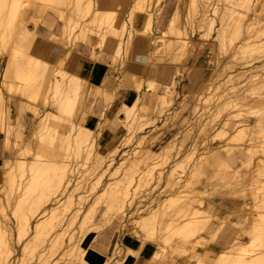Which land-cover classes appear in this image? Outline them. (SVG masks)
<instances>
[{"label":"bare ground","instance_id":"obj_1","mask_svg":"<svg viewBox=\"0 0 264 264\" xmlns=\"http://www.w3.org/2000/svg\"><path fill=\"white\" fill-rule=\"evenodd\" d=\"M47 1H51L50 4ZM52 1L57 4L62 3V0H0V58L5 61L1 79L2 87L0 86L1 125L5 122L2 118L5 92L13 93L18 83L16 79L24 80L25 87L30 94L35 93L38 100L43 96L41 101L43 106L51 104L67 115L74 111L78 112L79 104L83 103L91 92L88 79H82L74 72L63 69L60 65L62 62L56 65L33 53L28 54V50H31L34 45V31L40 19L34 22L35 25L32 28L26 24L24 16L31 9L39 13L46 6L49 7ZM71 1L69 0V3H73ZM81 1H76L75 12L72 7L68 9L72 8L75 14L78 12L79 15L76 17L69 12H67L69 15H65V11L59 13L62 19L66 20L62 23V28L67 35L58 39L66 45L64 38L68 40L71 32H75L74 29L78 27V35H75L85 38L91 48L92 58H98L96 50L98 45L100 51L111 55L112 67L117 60L122 59L125 62L130 45L139 41L142 43L143 51L148 55L144 62L145 71L160 73L162 64L155 65V59L162 62L172 57H182L185 50L179 48L184 46V42L193 41L183 36L187 35V31L180 28L183 22L181 19L180 22L177 19V23L176 21L172 22L173 24L170 23L172 24L171 28L169 27L170 32L175 37L168 35V39L161 37V42L152 41L149 31L152 30L154 21L159 19V9L167 0H87L86 3L83 2L85 11L79 8ZM187 1L185 21L190 20L193 23V19L197 18L198 27L203 29L200 30V35L208 38L213 33L212 37L217 40V43L219 42L220 47L226 48V51L227 47H230L234 59L247 56L255 58L257 53H264V0H226L238 4L241 10H235L234 7L231 9L225 7L221 10L218 6L219 0ZM66 4L64 5L67 8ZM179 4L183 5V0H180ZM27 5H31L32 8ZM179 8L176 15H179ZM250 10L252 13L248 14ZM84 12H90L91 16L89 20L87 18L81 21L86 15ZM75 19L76 22H74ZM72 20L75 24L70 23ZM137 20L142 22L139 27L133 24ZM96 22L97 25H95ZM185 26L187 27L186 22ZM241 36H243L242 39H240ZM254 64L241 67L242 69L235 73H227V82L232 84L229 89L233 92L230 97L223 100L224 105L230 106V109L235 107L233 112L236 111V117L233 115L236 119L244 112L248 115L252 113L254 119L244 118L241 121L239 119L238 123L225 120L211 140L216 135L219 137L228 135L227 142L223 145L205 147L199 153L195 149L194 140L198 133L205 130L207 126L205 120H194L193 126L197 130L195 135L189 138L190 142L187 146L179 144L176 146L175 139L170 137V140H167L159 150H154L147 145L148 136L145 132L136 137L134 147L119 151V145L116 143L108 149L97 148V142L88 141V132L81 127L75 135L57 131L58 129L54 126L52 128L48 120L42 121L43 107H39L40 103L36 104L38 126L31 136L25 137L27 142L24 150L26 151L21 152L22 155L28 151L30 153L33 148L32 141H35L34 157L27 160L26 157L14 159L8 156L3 162L2 173L5 174V178L4 183L0 185V264H73L76 258L82 260L83 264H91L89 257L85 254L86 249L80 243L89 231H100L103 228L109 230L111 225H116L118 222L127 225L135 237V241L132 240L137 247H127L126 250L138 255L141 250L151 251L152 257L148 262L152 264H264V70L259 69V67L264 69V63ZM132 77L136 78L133 75ZM242 77L246 79L245 83H243L244 80L241 81ZM137 78L132 80L136 90L135 102L123 103L118 109L110 112L111 114L118 111L120 113L122 110L125 113L124 117H121L123 129L120 137L125 135L127 140L134 138L132 134L134 123L141 121L140 117H144L142 115L149 108L145 99L150 84L144 85L140 77ZM42 81L46 86H43ZM241 82L243 85H237ZM154 87L157 88V86ZM51 88L53 92L49 97L47 95ZM215 88L213 87L214 90ZM169 89L168 93H172L173 87L169 86ZM202 89L203 91L206 89L205 85ZM70 90H73V94H70ZM27 97L29 98L28 94ZM159 97L158 102L162 106H166L171 101V97L165 94ZM212 101L211 99L210 102ZM194 102L196 104L197 101L194 100ZM208 103L203 105L207 106ZM193 112L195 113V109ZM103 114L101 109L99 122H102ZM53 115L61 117L57 114ZM83 115L84 120L88 121L86 117L89 115L86 113ZM214 117L211 127L216 124ZM232 122L234 123L233 131L230 128ZM103 127L104 125L102 129ZM138 128L142 129L143 124H140ZM70 130H74V126L70 127ZM202 140L205 141L206 137ZM8 141V137L4 136L7 148ZM183 147L185 152L182 158L175 162L173 159L174 163L166 169L165 165L169 161L172 149L175 148L179 154ZM117 152L121 153L119 159H116ZM66 156L75 158L74 169L68 166ZM187 167L188 170H186ZM180 168L184 174H180ZM219 178L222 180L221 184L215 180ZM209 181L210 189L208 190L198 186V183ZM230 181L231 184L236 185H230L228 183ZM246 182L250 185L247 187L248 192L245 193L243 190L244 185L247 186ZM221 187L224 189L219 190ZM231 188L242 197L245 215H249V219L245 217L242 231L237 229L233 232L231 229L228 231L224 229L225 232L220 236L223 241L221 239L220 241L221 244L225 243V247H198L199 244L207 246V243H205V234L197 239V232L204 230L207 234L213 231L215 226L213 227L214 224L210 221L201 223L193 221L189 219L190 215L217 208L218 202L211 197L210 199L206 197V192L211 196L217 193L224 196L231 191ZM92 192H97V196H94L93 201L85 204ZM248 195L251 196L250 202L246 199ZM146 197L156 200L157 203L143 208L141 204ZM73 202L77 204L75 207L72 206ZM100 202L101 205L102 202L104 203L101 208ZM8 207L10 214L14 216L12 218L8 217ZM145 209L148 210L147 213H143ZM71 211L74 212L72 215H70ZM98 213L101 214L99 219H97ZM134 213L138 216L131 218ZM58 216L61 218L56 219ZM153 216H158L157 224L160 227L154 223L150 224L149 219ZM9 219L13 220L14 227ZM67 221L68 224L65 226ZM110 222L112 224L106 226ZM74 223L77 224L80 235L75 227H72ZM58 225H62L60 229H56ZM219 229L217 233L222 230ZM212 236L215 239L213 234ZM248 236L250 239L244 242L243 238ZM126 243V241L115 240L101 264H111ZM219 243L213 244L215 246ZM48 245L50 247H47ZM153 245L157 247H149ZM57 252L61 255L54 257Z\"/></svg>","mask_w":264,"mask_h":264},{"label":"rangeland","instance_id":"obj_2","mask_svg":"<svg viewBox=\"0 0 264 264\" xmlns=\"http://www.w3.org/2000/svg\"><path fill=\"white\" fill-rule=\"evenodd\" d=\"M76 1L77 0H72L71 2H73V3H69V0L68 1L62 0V3L60 2V4H57L55 1H52L53 3H51V5H54V6H51V5L49 7L46 6L45 9L42 11H39V13H38V11L35 12L34 10L31 9L29 12H27L25 14L24 20H26V24L32 28L34 27L35 23L38 22L40 19V21L38 23H36V28L34 31V33H35L34 37L35 38L33 40V44H35V46L31 50L30 49L28 50V54H30V53L37 54V56H39L42 59H45L46 61H48L49 63H52V64H54L53 62H56L58 59L62 58L64 60L62 67H63V69H66L67 71L74 70L73 64L75 63V61L79 57H91L92 58L91 54L89 53L90 52L89 47H88V44L86 43L85 38H83L80 35H79L80 37L77 36L78 35L77 32H79V31H77L78 27H76L74 29V30H76L75 32H71V34H70L71 37L68 38V40L66 38H64L65 40L63 39L64 41L67 42L66 45L63 42L59 41L60 38L65 37L67 35V32H65L64 29L62 28V23L65 22L66 20L62 19L60 14H61V12L64 13V11H65V15H69V13L74 15L75 17H76V15H79L78 12H76L77 14L73 13L77 9ZM86 1L87 0H82L80 2V5H79L80 10H82V8H83L84 10H82V11H85V8H84L85 4L84 3H86ZM179 1L180 0H167V1L163 2L164 6H162L159 9V14H158L159 19L157 18V20L154 21L155 24L153 25L152 30L149 31V35H151L153 42H161V40H162L161 37H164L166 39H168L169 36L175 37V35L172 34V32H170V30H171L170 28H171V25L173 23H175V21H176V23L178 22L177 19H179V22L181 19L183 22L180 25V28L182 30L187 31V35H183V36L187 37L193 41L184 42V46L179 48L180 50H183V49L185 50V54L182 57H179V56L178 57H172L169 59H165L162 62L160 60L155 59V65L159 64V66H160L162 64V66H160V68H162L160 73L153 72V71L149 72V70L145 71L143 61L145 60L147 54H146V52H144L141 49H136V50L132 51V49H131L132 45H130V47L128 49V55H127V59L125 60V62H123L122 59L117 60L116 61L117 64L115 62L114 68H113L111 66V64L113 62L110 61L111 57L109 56V60H107L108 63L105 62L106 58L103 55V54H105V52L100 51V48L97 45L96 46V50L98 51L97 56H98V58H100V60H98V61H100L103 64H106L107 71L109 72V75L105 76L104 80L102 81L103 82L102 85H100L99 87H96L98 90L95 89L94 86L88 81L91 84V92L89 93L88 98L83 103L79 104L80 108H79L78 112L74 111L72 114H69V115L62 113L61 110L52 106L51 104L49 106H43V104L41 102L43 100V96H41L40 100H38L36 94L35 93L30 94V91L28 90V88L25 87L24 80L19 81V79H16L17 80L16 82H18V83H16V82L15 83H16L18 88L15 85L16 89L13 91V93L11 92V94H9L8 92H5V101L3 103L4 107H3L2 118L5 119L4 121L6 123L4 122L2 125L0 124V126H2L0 128V176H1L0 185L2 183H4V178H5L4 175L5 174L2 172L4 169V166H3L4 163L3 162H4V159L6 157L9 156V157L14 158V159L19 158V157H22V158L26 157L25 159H27V160H30L32 157H34L33 152L35 149V141H32L33 148L30 150L31 154L28 151L22 155L21 152L26 151V150H24L25 146H26V142H27L25 137L31 136L32 133L35 132L34 130H35V128H37L36 126H38V124H37V118H38L37 111H38V109H37L36 104L39 105V103H40L39 107H43V115L41 117L42 121L45 120L47 122V120H48V123H50V125H52V128L54 126L58 129L57 131L62 132V133L64 132V134H65V132L66 133L70 132L72 135H75L78 132V128L81 127L82 129L87 130V132H88L87 134L89 135L88 141L93 140L94 142H97V145H96L97 148L100 147L101 149H108L111 146H113V144L116 143L119 145V151L120 150H129L132 147H134L136 145V142H135L136 137H138L139 134H142L145 132H146V135L148 136V139H147L148 144L147 145L149 147L153 148L154 150H159L167 140H170L172 138L175 139L174 142L176 141L175 142L176 146H177V144L187 146V143L190 142L189 138L192 135H195L196 130H197L193 126V125H195L194 120L201 119V120L206 121L207 126H206L204 131H202L196 135V138L194 140L195 149L198 150L197 152L199 153L200 151H203L205 147L217 146L219 144L223 145L227 142V136L228 135L225 137H219L218 135H216L214 137V139L211 140V137L214 135V133H216V131H218V127L221 126L222 122H224L225 120H232L233 122L235 121L238 123L239 121H241L244 118H250V119L253 118L254 119V117L251 115L252 113H249V115H248L247 112H244L243 115H240V116L238 115L239 117L237 116L238 118L236 119L235 118L236 117V115H235L236 111L233 112L234 111L233 109L235 107H233V109L232 108L230 109V106L224 105L223 102L228 97H230L232 92H233V91H231L232 89H229L231 87L230 85H232V84L230 82H227L228 74L235 73L237 70L242 69L244 66L248 67V65L251 66L254 63H255L254 65L264 63V53H257L255 55L256 56L255 58L253 56L252 57L250 56L251 58L247 56V57H242V58L236 57V59H234L235 57L233 58V53L231 52L232 50L230 49V47H227V51H226V48L223 49L222 47H220L221 45L220 44H219L220 46L218 45L219 42L217 43V40L214 39V37H212L213 33L208 38H205V37L200 35V30H203V29L198 27L197 18L193 19V21H192L193 23H191L190 20L185 21V19H187V17H185L184 13L186 11L188 1L183 0V5L179 4ZM47 2L49 3L51 1H47ZM64 4H66V6L68 5L67 8L65 7ZM73 4L75 6H72ZM82 4L84 6H82ZM57 5H61V6L59 7ZM27 6L32 8L31 5H27ZM218 6L221 8V10L225 9V7H229V9L234 7L235 10H241L242 9L240 6L238 7V4H236L232 1H226V0H219ZM62 7L63 8L65 7L66 9L65 8L63 9ZM70 7H72L74 9L73 12H72V10H73L72 8H71L72 10L70 9L71 11L68 10ZM177 8H179V15H176ZM175 9H176V11H175ZM57 10L60 12H58ZM82 11H81V15H83ZM67 12H69V13H67ZM249 12H248V14L252 13L251 10ZM85 14L86 15L83 16L84 19L80 15V19L82 18L81 21H84L87 18H88L87 20L90 19L91 13L86 12ZM33 17H34V19H33ZM35 18H37V19H35ZM172 20H174V21H172ZM27 21H28V23H27ZM74 22H76V19ZM74 22H73V20L70 21L71 24H75ZM185 22L187 23V27L185 26ZM141 23L142 22L140 20L133 22L134 26H138V27L141 25ZM170 23H172V24H170ZM95 25H97V22ZM163 33H165L167 35H165ZM62 34H63V36H62ZM75 34H77V35H75ZM96 35L97 34H95V36ZM242 35L244 36L243 33H242ZM243 36H241L240 39H242ZM97 37H98V35H97ZM77 38H79L80 40ZM159 38H161V39H159ZM75 39H77V40H75ZM222 49H223V51H222ZM128 56H130V57H128ZM246 58H248L247 61H246ZM239 62L242 63V65H240ZM221 69H224V70H221ZM259 69L264 70L261 67H259ZM154 73L157 74L158 76L153 75ZM132 75L136 78L140 77L141 82L143 81L144 85H146V84H150V85L148 86L149 88L147 89L148 100L145 101V103L148 104L149 108H148L147 112L142 115L144 117H142V118L140 117L141 121H135L134 132L132 133L134 135V138L130 139L131 140L130 141V140H127L125 135L120 137V135L122 134V129H123V121H122L121 117L123 118L125 113H123L122 110H120L121 111L120 113H119V111H118V113L114 112L113 114H111L110 112H112V110H114V109H118V107L123 103L133 104L135 102V101L131 102V97H130V91H131V89H133L132 85H134L132 83V80L136 79V78H133ZM213 78H214V80H213ZM242 78L243 79H241V81L244 80L243 83H245L246 79H244V77H242ZM1 79H2V74H0V86L2 87ZM136 80H138V78ZM220 80H221V82H220ZM121 83H123V84H121ZM210 83H211V86H209ZM218 83H219V85H217ZM42 84H43V86H46V85H44V81H42ZM220 84H222V85H220ZM203 85H205V87H206V89H204V91L202 89ZM207 85H208V87H207ZM214 85L216 86V88ZM237 85L241 86L243 84L241 82ZM154 86H157V88H155ZM169 86L173 87L172 93H168V91L170 90ZM217 86H218V89H217ZM213 87L215 88L216 92L213 89ZM221 87H223V88H221ZM19 89H21L20 93H19ZM222 89L225 91H223ZM229 90L231 92L230 94H229ZM25 91H27V92H25ZM213 91H214V94H212ZM52 92H53V89L51 88V90H49L47 96L51 97ZM203 92H204V95H203ZM226 93H228L229 95ZM27 94L29 95V98H31V100L28 97L26 98ZM70 94H73V90L72 91L70 90ZM163 94H165L167 97H171V101L166 106H162L158 102V99L160 98L159 95H163ZM9 95H13V97H15V98L12 100H9ZM20 96H21V98H20ZM199 96H200V100H199ZM155 97H156V100H155ZM211 97H213L214 99ZM206 98H207V100H206ZM210 98L213 100L212 102H210L211 101ZM224 98H226V99L224 100ZM17 99L22 100L23 107H24L22 112L29 115V116H27V120L29 119L28 120L29 122L26 120V117H22L21 115H19V108H18L19 105L18 104L21 103V101H19V100L17 101ZM32 99H34V100H32ZM193 99L195 101H197L196 104H195ZM88 102L90 103V105L91 104L94 105L93 106L94 108H88L86 106ZM206 103H208L207 106H204V105H206ZM10 104H11L10 110L12 111V116L9 117L8 116V109H9ZM106 104H109V105H106ZM195 105H196V107H195ZM208 107L210 110L208 109ZM205 108H206V110L207 109L208 110L206 111ZM101 109L104 112V114L102 115L103 117L101 116L103 123L98 121ZM160 109L163 111L160 112L159 111ZM189 109H191V110H189ZM194 109H195V113L193 112ZM196 109H198L199 111ZM4 111H6V112H4ZM202 111H204V112H202ZM84 113L89 115V117H86L88 119V121L84 120V115H83ZM5 114H7V116ZM53 114L60 115L61 117H59V118L54 117ZM196 114L198 117L196 116ZM233 114L235 115V117ZM49 115H51V116H49ZM182 117H184V118H182ZM213 117L216 121V124L213 127H211L210 124L212 123ZM186 118H187V120H186ZM24 119L26 122H24ZM20 121H22V122H20ZM95 121L96 122L98 121V123H95ZM233 122L231 123V127H230L231 131L234 130V128H233L234 123ZM140 124H143L142 129L138 128V126ZM178 124H179V126H178ZM9 125L10 126L12 125V126L10 127ZM103 125H104V127L102 129ZM72 126H74V130L71 131L70 127H72ZM8 127L11 128L10 131H8L9 130ZM175 128L176 129L178 128V130H176ZM175 130L177 132L179 131V133H177ZM173 135H174V137H173ZM4 136H7L9 139L8 148L5 146ZM205 137H206V140L203 141L202 139ZM128 141H130V142H128ZM184 150H185V147H183L182 150L178 154L176 152L175 148L172 149L171 156L168 159L169 161H167L168 163L166 162V165L164 164L165 167L167 166L166 169L168 167H170L175 162V160H179L182 158V156L185 152ZM61 151L63 152V150H61ZM20 154H21V156H20ZM29 154H30V156H29ZM120 157H121V153L118 154V152H117L116 159H119ZM173 159H174V162L172 161ZM66 160H68L67 161L68 166L71 169H74L76 166L75 165V158L73 159L72 157L70 158V157L66 156ZM169 163H171V164L169 165ZM181 170L182 169L180 168V170H179L180 174H184L183 170L182 171ZM186 170H188V167L186 168ZM219 179H215V180L219 181V183L221 184L222 180L221 179L219 180ZM228 183H230V185L233 184V183L231 184V181ZM228 183H226V184H228ZM246 184H247V186L244 185L245 189L243 190V192H245V193L248 192L247 187H249L248 185H250L247 182H246ZM209 185H210V181L206 182V183H198V186L202 189H205V190L210 189ZM233 185H236V184L234 183ZM232 188H236V187H232ZM232 188H231V191L229 193L225 194L224 196L219 194V193L215 194L216 196L215 195L211 196V195H208V192H206L205 193V194H207L206 197H209V199L211 197L212 199H214L218 202L217 208H215L214 210H211V211H203V212H199V213H193L190 215L189 219H191L193 221H197L198 223H201L203 221H210L211 223L214 224L213 227L215 226L214 227L215 229H213V231H209L207 234H206V232H204V230H200L199 232H197V236H198L197 239L201 238L200 235L205 234L206 235L205 243H207V246L199 244L198 247H225L224 242H223L224 246L222 245L223 243L221 244V241H223V240L220 237L221 234L225 232V230L228 231V229H231L234 232L238 229V231H242V229H243L242 224L244 223L245 217L248 218L249 215H245L246 211H245V208L243 207L244 205L242 204V200H243L242 197L237 195L236 191L234 192L232 190ZM220 189H224V187L219 188V190ZM96 193L97 192L90 193L91 196L90 195H89L90 197L88 196L90 199L88 198V201L86 200L85 204H88L89 202L93 201L95 198L94 196H97V194H98V193L97 194ZM91 198H92V200H91ZM246 199L249 201L251 199V196L250 195L246 196ZM156 203H157L156 200L149 199L146 197V198H144L141 205H143V208H145V207L147 208L149 205L153 206ZM75 205H77V204L73 202L72 206L75 207ZM100 205H101V202H100ZM100 205H99V207L101 208V207H103L104 203L102 202V205L101 206ZM71 210H72V208H71ZM73 211H74V209H73ZM73 211H71L70 215H72L74 213ZM147 212H148V210H146V209L143 211V213H147ZM254 212L257 213L256 211H254ZM100 215L101 214L98 213L97 219H99ZM132 215H133V217H131V218H135L138 216L135 213ZM78 216H80V215H78ZM239 216H241L242 218H240ZM8 217L9 218L14 217L12 214H10V208L9 207H8ZM237 217H239V218H237ZM57 218H61V216L56 217V219ZM123 219L124 218L122 217V220ZM114 220H116V219H114ZM9 222L11 223V225H13L12 219H9ZM112 222L108 223L106 226H110V224H112ZM125 222H127V221H125ZM149 222H150V224L154 223L156 226L160 227V225L157 224L158 216L150 217ZM57 223L58 222L56 220V224ZM224 223H228L229 225L224 224ZM67 224H68V221L65 223V226H67ZM223 224H224V226H223ZM230 224H232V225H230ZM62 225H58L56 227V229H60V227ZM218 226H221L219 228L222 230H224L225 228L226 229L224 231H222L218 228ZM235 226H236V228L234 230ZM13 227H14V225H13ZM72 227H75L76 231L78 232V235H80V232L78 231V228H77V224L74 223L72 225ZM217 228L220 230V231H218V233L216 232L218 230ZM212 234L214 235L215 239L212 238L213 237ZM215 234H217V237H215ZM133 236L134 235L132 233V230L131 229L129 230V227L127 225H122V223L118 222L116 225H114V224L111 225V229H109V230L106 228L105 229L103 228L100 231H95V230L89 231L86 234L83 241L80 243V245L86 249L85 254H86V256L89 257V260L95 264H98V261L100 260V258L104 256L103 252H104L106 247H107L106 249H110L114 245L115 240L127 242L129 238H132L135 241V237H133ZM25 238H26V236H25ZM216 238L217 239L219 238V239L217 240ZM220 239H221V241H220ZM249 239H250L249 236L244 237L243 241L246 242ZM216 241L218 243L220 241V243L216 244L214 246V244L217 243ZM47 247H50V245H48ZM62 247H64V245ZM127 247L128 248L129 247L135 248L137 246H136L135 242L126 243L123 246L122 251L115 256V259L111 264H146L145 259H143L144 255H145L144 250H141L140 252H138L139 253V255H138V254H133V253L128 252L126 250V249H128ZM59 251L60 250H58V252ZM58 252L54 255V257L55 256L59 257L61 255V254H58ZM73 264H83V263H82V260L76 258L75 263H73Z\"/></svg>","mask_w":264,"mask_h":264},{"label":"crops","instance_id":"obj_3","mask_svg":"<svg viewBox=\"0 0 264 264\" xmlns=\"http://www.w3.org/2000/svg\"><path fill=\"white\" fill-rule=\"evenodd\" d=\"M35 46V44L33 45V47ZM32 47V48H33ZM89 47V46H88ZM132 51L136 50V49H142V43L139 42V41H135V43L132 45ZM33 51V50H32ZM89 53L91 54L92 56V51H91V48L89 47ZM147 54V53H146ZM37 55V54H35ZM106 58L105 62L108 63L107 60H109V56L111 57V55H108V54H103ZM148 57V55L146 56V58ZM145 58V60H146ZM62 60V61H61ZM100 58H97V59H94V58H91V57H79L75 63L73 64V69L72 72H74L75 74H77L78 76H80L82 79H88V81L94 86V88L96 89L97 86H100L102 85V81L104 80L105 76L106 75H109V72L107 71V66L106 64H103L101 63L100 61ZM145 60L143 62H145ZM112 62V59L110 60ZM58 62H62L60 63V65L62 66L64 60L61 58V59H58L56 62H53L54 64L58 65ZM4 64H5V61L0 58V74H3V70H4ZM114 68V67H113ZM66 70V69H65ZM153 75H156L158 76L157 74H153ZM132 83L134 84V82L132 81ZM132 88L131 91H130V97H131V102H134L135 99H136V95H135V87L134 85H132ZM148 94V93H147ZM146 94V99L145 101L148 100V96ZM15 97L13 96H10L9 95V100H12L14 99ZM21 101V103H19V115H21L22 117H26V120H27V116H29L28 114L22 112L23 111V103H22V100L20 99H17V101ZM155 100H156V97H155ZM16 101V100H15ZM148 105V104H147ZM88 108H94L93 106L94 105H90V103L88 102L87 105H86ZM10 107H11V104L9 106V109H8V116H12V111L10 110ZM29 120V119H28ZM27 120V121H28ZM22 122V121H20ZM24 122L25 119H24ZM29 122V121H28ZM131 243L133 242L132 238H129L127 243ZM148 247V246H146ZM149 247H157L156 245H153V246H149ZM150 248V249H152ZM107 251L108 249H106L103 253H104V256L100 258V260L98 261V264H101L102 263V260L106 257L107 255ZM145 255L143 257V259H145V263L146 264H152L151 262L149 263L148 261H150V258L152 257L151 255V251H144ZM91 262V261H90ZM91 264H95L93 262H91Z\"/></svg>","mask_w":264,"mask_h":264}]
</instances>
